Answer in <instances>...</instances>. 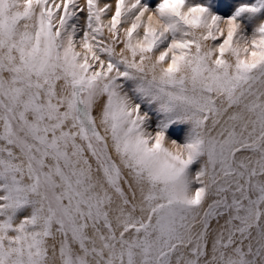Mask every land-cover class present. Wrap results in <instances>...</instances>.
<instances>
[{
  "label": "snow or ice",
  "instance_id": "6c2138e0",
  "mask_svg": "<svg viewBox=\"0 0 264 264\" xmlns=\"http://www.w3.org/2000/svg\"><path fill=\"white\" fill-rule=\"evenodd\" d=\"M220 4L0 0V264H264V0Z\"/></svg>",
  "mask_w": 264,
  "mask_h": 264
},
{
  "label": "rangeland",
  "instance_id": "374dc122",
  "mask_svg": "<svg viewBox=\"0 0 264 264\" xmlns=\"http://www.w3.org/2000/svg\"><path fill=\"white\" fill-rule=\"evenodd\" d=\"M240 2H243V0H221V4L218 5L216 11L224 16H227L230 14L233 7ZM248 2H254V0H248Z\"/></svg>",
  "mask_w": 264,
  "mask_h": 264
}]
</instances>
